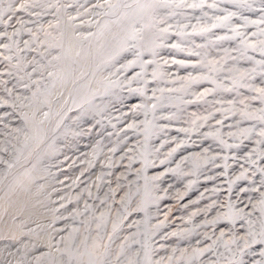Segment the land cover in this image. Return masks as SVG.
I'll list each match as a JSON object with an SVG mask.
<instances>
[{
    "label": "rangeland",
    "instance_id": "obj_1",
    "mask_svg": "<svg viewBox=\"0 0 264 264\" xmlns=\"http://www.w3.org/2000/svg\"><path fill=\"white\" fill-rule=\"evenodd\" d=\"M67 1L0 0L2 182L26 138V109L40 103L54 72L42 27L56 22L54 12ZM246 1L247 9L223 8L200 25L184 21L189 33L202 30L198 47L171 56L172 83L163 90L152 81L151 97L131 102L136 110L77 116L70 133L90 141L67 166V180L60 182L64 169L44 165L61 220L79 233L88 220L100 242L126 228L119 243L126 252L109 264H129L130 255L138 260L145 247L161 256L160 264H264V0ZM137 71L130 66L116 79ZM57 120H47L44 140L58 133L56 125L49 131ZM86 175L90 208L82 213L73 207ZM145 195L151 204H143ZM181 242L189 245L175 247ZM10 258L4 263L15 264Z\"/></svg>",
    "mask_w": 264,
    "mask_h": 264
},
{
    "label": "bare ground",
    "instance_id": "obj_2",
    "mask_svg": "<svg viewBox=\"0 0 264 264\" xmlns=\"http://www.w3.org/2000/svg\"><path fill=\"white\" fill-rule=\"evenodd\" d=\"M63 6L54 12L56 22L42 27L43 44L52 51L47 64L54 72L37 96L40 103L26 109L25 141L10 166V178L0 181V264L10 253L15 264H109L115 254L126 252L128 246L119 244L126 228L100 242L91 236L88 220L79 233L74 222L70 225L58 217L47 194L51 188L47 167L64 169L60 182L70 177L67 166L76 163L90 141L70 133L68 126L77 122V116L126 114V109L136 110L131 103L134 97H151L157 87L152 81L163 90L172 83L171 56H185L191 47H198L202 35L200 28L189 33L184 21L194 18L200 25L206 14L248 8L246 0H68ZM208 7L214 11H205ZM32 38L36 47L42 44ZM130 66L138 71L117 80V72ZM135 84L140 88L133 91L130 87ZM43 106L45 112L37 115ZM143 112L152 111L144 108ZM55 116L58 120L49 131L56 125L58 133L44 140L46 122ZM82 182L73 209L87 213V175ZM151 203L145 195L143 204ZM157 210L156 206L150 211ZM182 245L189 243L175 247ZM160 257L145 247L138 260L130 255L129 264H160Z\"/></svg>",
    "mask_w": 264,
    "mask_h": 264
}]
</instances>
